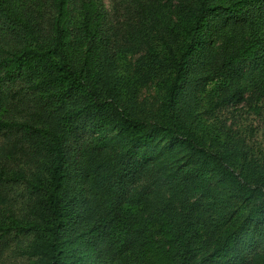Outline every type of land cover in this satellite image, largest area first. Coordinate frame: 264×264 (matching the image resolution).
Masks as SVG:
<instances>
[{
  "label": "trees",
  "instance_id": "obj_1",
  "mask_svg": "<svg viewBox=\"0 0 264 264\" xmlns=\"http://www.w3.org/2000/svg\"><path fill=\"white\" fill-rule=\"evenodd\" d=\"M251 115L264 0H0V264H264Z\"/></svg>",
  "mask_w": 264,
  "mask_h": 264
},
{
  "label": "rangeland",
  "instance_id": "obj_2",
  "mask_svg": "<svg viewBox=\"0 0 264 264\" xmlns=\"http://www.w3.org/2000/svg\"><path fill=\"white\" fill-rule=\"evenodd\" d=\"M106 2V0H105ZM230 114V113H229ZM264 119V115L261 117V116H252L249 117V116H245V117H241L240 119L236 120L238 123H242V122H253L254 125L258 128V131L253 133L252 136H250V140L251 142H256V143H263L264 142V135L262 133V130H263V120ZM257 122V123H255ZM260 122V123H258ZM256 251H261L260 248H257L256 247ZM21 260V258H10V259H4V263L6 264H17L18 261Z\"/></svg>",
  "mask_w": 264,
  "mask_h": 264
}]
</instances>
